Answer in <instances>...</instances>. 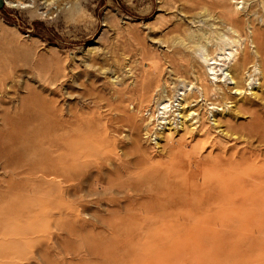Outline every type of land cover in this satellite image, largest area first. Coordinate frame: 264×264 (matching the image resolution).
<instances>
[{
    "label": "rangeland",
    "instance_id": "1",
    "mask_svg": "<svg viewBox=\"0 0 264 264\" xmlns=\"http://www.w3.org/2000/svg\"><path fill=\"white\" fill-rule=\"evenodd\" d=\"M18 1L48 14L0 10V264H264V80L256 57L241 93L221 75L264 42V0ZM193 94L217 130L260 120L222 153L253 171L211 174L219 148L165 174Z\"/></svg>",
    "mask_w": 264,
    "mask_h": 264
},
{
    "label": "bare ground",
    "instance_id": "2",
    "mask_svg": "<svg viewBox=\"0 0 264 264\" xmlns=\"http://www.w3.org/2000/svg\"><path fill=\"white\" fill-rule=\"evenodd\" d=\"M5 1H6L5 4L7 6H10V7L33 8L35 11L34 13L36 15L44 16V15L48 14V12L46 13L45 11L40 10V8L37 7V4H35V2H32V1H28V3L19 2L18 0L17 1L5 0ZM66 12H69L72 14L73 9L69 8V9H67ZM233 22L235 23V20H233ZM258 34L259 33L256 32L255 30L252 31L251 42L254 45V53L253 54L249 53L247 46L244 45V48L241 51L240 57H238L236 63L233 64L227 70L228 73L223 72V70L221 71V75L223 77H225V81H228V83L233 84V87L235 88L234 92H236V93H241L243 90L244 85H243V83L241 84L240 79L242 80V76L244 73L243 71L247 68L248 63L250 62V59H252V58L256 57L255 61L253 59L254 63L256 61L259 62L258 68L254 69V70L258 71V76L261 78V83H259L258 86H261L262 81L264 80V45H263L264 42H262V40L259 39ZM201 89H202V95H203L204 99L209 100L210 97L208 96V90H207L206 86L201 85ZM219 89H220V91L217 90L215 92V94L217 95L216 96L217 99L222 98L225 94L223 88H219ZM197 97L198 96H195L193 94V96H192L193 100H188V99H186V97H184V99H182V98L180 99L182 102L181 101L179 102L180 107L177 109H178V114H180V116H179L180 122L179 123H180L181 128L183 129V134H181L180 137L176 141H173L171 138H169V136L166 137L167 143L164 145L163 150H162V154H164L163 157H165V159H163L164 162L162 160V162L164 164L163 167H165V172H166L165 174H168V177L172 176V177L176 178L177 176H179L181 174L182 170H184L185 162L187 164L188 163L193 164V166H195V165L198 166V162L196 160H199V158H201V157H205V158L209 157L212 154V152L214 151V149H219V148H224L223 152H221V154H217V155L212 154V156H213L212 163H208L205 165L206 170L210 171L211 174L217 173V172H222V171H228V170H232V169H239V170L242 169L241 172L243 174H246L249 171H253L255 169V165H254V163H251L249 160H243L244 159L243 153H242L243 150H241V157L239 160H232L231 158H229L228 160H225L222 153H226L227 151H229L231 149V144L234 142H236V143L239 142L241 147L245 146L248 148H252V147L254 148L255 145L253 146V142H256V144H257V142H259V140H257L255 137L257 136V133H260V127H257V124H255V123L259 122L260 120L258 121V120H256L257 118L255 119V117H254L253 122L246 124V126L237 127L234 125L227 124V125H224V127L222 129L217 130L219 127L222 126L220 124L219 120L217 119L216 122H215V120H212L210 122L207 121L208 117H205L206 113L203 111V108L199 104H194V105L191 104V102L195 101V99ZM211 103L214 104V101H211ZM159 109H161L162 112L170 111V105H168L167 103H165V104L162 103V105H161V107H159ZM210 112H212L211 115H214L213 111L210 110ZM190 114H191V117H190L189 123H187L185 118L189 117ZM213 130H217L220 138L213 139V137H212V131ZM188 136L190 139H195V142L193 144L189 145L188 149H184L183 151L179 152V149L181 148L182 144H184V141ZM211 139H212V143L209 144ZM230 140H232L231 144L229 143ZM207 147H209L208 153L206 154V156H201V153H200L201 149H203V148L206 149ZM234 150H236V149H234ZM190 157L193 158L191 161H189ZM155 163L156 162H154V164ZM150 168H152V165ZM145 169H147V168H145ZM152 169L154 170V168H152ZM153 170H152V172H153ZM163 170H161V171H163ZM159 173H160V171H159ZM128 174H130V173H128ZM200 174L202 177H205V175L203 173H200ZM126 175H127V173H126ZM143 175H145V174H143ZM147 176H149V175H147ZM168 177H166V178L168 179ZM205 178H207V177H205ZM155 179H157V178H155ZM162 179H163V177H162ZM168 181H170V180H168ZM172 181H173V179H172ZM173 187H175V186H173ZM170 188H172V186ZM121 189L122 188H120V189L116 188L115 189L116 193L117 194L121 193V191H120ZM171 190L172 189H170L169 192ZM157 194H158V192H157ZM207 196H208V194H207ZM202 197H204V195ZM209 197H210V195H209ZM240 197L241 196H239V198ZM252 198H254V197L252 196ZM226 199L227 198L225 197V201H226ZM250 199H251V197H250ZM211 201H213V200H211ZM202 203H204V202H202Z\"/></svg>",
    "mask_w": 264,
    "mask_h": 264
},
{
    "label": "water",
    "instance_id": "3",
    "mask_svg": "<svg viewBox=\"0 0 264 264\" xmlns=\"http://www.w3.org/2000/svg\"><path fill=\"white\" fill-rule=\"evenodd\" d=\"M6 1L5 0H0V10L2 9L3 6H5Z\"/></svg>",
    "mask_w": 264,
    "mask_h": 264
}]
</instances>
